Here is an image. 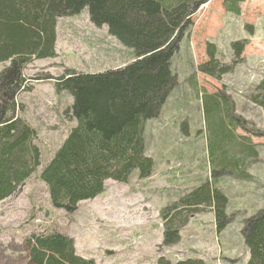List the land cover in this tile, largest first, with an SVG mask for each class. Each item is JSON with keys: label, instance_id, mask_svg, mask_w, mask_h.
Listing matches in <instances>:
<instances>
[{"label": "trees", "instance_id": "obj_1", "mask_svg": "<svg viewBox=\"0 0 264 264\" xmlns=\"http://www.w3.org/2000/svg\"><path fill=\"white\" fill-rule=\"evenodd\" d=\"M211 0H0V202L26 185L41 167V151L35 144L34 129L19 117L23 106L16 97L25 86L24 72L34 61L57 58L60 20L88 9L96 27H108L109 34L135 53V60L114 71L84 74L65 69L54 81L59 94L73 97L70 114L76 120L54 158L44 167L40 180L47 186L51 205L68 215L80 203L96 199L113 180L128 184L134 171L139 179L154 174V160L146 154L144 123L160 117L173 91L179 86L172 72L173 57L195 27L194 17ZM225 12L241 17L246 0H222ZM247 40L232 43L231 63L216 58L217 46L207 44V60L198 70L218 81L234 72L244 61ZM43 79V78H42ZM37 78L36 80H42ZM229 97L219 93L203 99L210 179L186 192L160 211L163 246L181 241V232L202 208H213L218 234L236 221L230 213L227 193L218 186L226 176L248 181L247 165L259 153L249 138L237 143L238 130L264 138V132L248 128L250 122L230 113ZM247 100L264 111V80ZM224 103L225 109L220 108ZM220 112V116H216ZM214 121V122H213ZM264 130V129H263ZM241 140V138H239ZM237 155L241 156L237 160ZM245 160V161H244ZM241 163V165H239ZM214 166V167H213ZM216 166V167H215ZM242 238L250 251L248 264H264V208L243 221ZM27 264H96L79 256L75 240L57 231L34 233L25 241ZM156 264H172L160 257ZM176 264H205L189 258Z\"/></svg>", "mask_w": 264, "mask_h": 264}, {"label": "rangeland", "instance_id": "obj_2", "mask_svg": "<svg viewBox=\"0 0 264 264\" xmlns=\"http://www.w3.org/2000/svg\"><path fill=\"white\" fill-rule=\"evenodd\" d=\"M222 4V0H211L194 17L190 38L183 40L172 59L171 70L178 76L179 86L160 117L144 123L146 154L154 160L153 176L141 180L139 172L134 171L128 184L108 180L105 192L80 203L73 215L52 207L48 188L40 180L42 170L77 124L66 114L71 110L73 97L69 92L58 94L55 80L36 79L47 76L57 79L65 69L84 74L114 71L132 63L135 53L112 37L107 26L92 24L88 9L60 20L57 58L30 64L24 72L29 89L18 96L23 106L19 117L36 133L35 144L41 151L42 165L17 195L0 203V264H27L26 239L34 233L52 231L72 237L77 254L93 259L96 264H156L161 256L172 264L192 256L207 260V264H230L223 262L229 258L218 248L221 241L217 240L211 248L209 236L207 245L196 249L195 254L184 251L183 244L171 249L164 247L163 222L159 217L164 207L210 179L212 174L207 147L210 132L205 125L203 104L206 96L226 94L230 113L249 121L248 128L253 130L255 122L256 130L252 132H264V111L247 100L264 80V0H246L241 5V17L227 14ZM241 40L250 42L244 61L222 81L198 70L207 60L208 43L217 46L219 61L231 63L232 43ZM6 65L0 64V72ZM220 108L225 109L224 103ZM217 112L216 116H220ZM238 131L237 143L243 142L245 136L259 149L255 161L259 165H247L253 176L249 182L233 180L234 185L229 188L230 177L218 181V186L230 197V213L237 214L236 221L221 238L230 241L225 249L234 258L233 264H248L250 251L241 228L244 219L264 208V138ZM191 164L192 171L182 173L185 165ZM113 226L133 229L134 233L126 238L120 231H112ZM206 231L210 234L209 229ZM210 248L213 255L207 252ZM12 252L15 256L9 257Z\"/></svg>", "mask_w": 264, "mask_h": 264}, {"label": "crops", "instance_id": "obj_3", "mask_svg": "<svg viewBox=\"0 0 264 264\" xmlns=\"http://www.w3.org/2000/svg\"><path fill=\"white\" fill-rule=\"evenodd\" d=\"M57 44H58V41H57ZM56 50H57V46H56ZM43 62V61H41ZM251 120V119H249ZM253 125L255 126V122L253 123ZM239 132V131H238ZM237 132V133H238ZM165 135V133H163ZM238 135V134H237ZM255 148H256V151L259 152V149L256 147V145L252 144ZM237 160H240L241 159V156L240 155H237ZM245 161V160H244ZM194 163H196V161H194ZM183 165V164H181ZM239 165H241V163H239ZM251 166H258L259 163H255L252 161V163H250ZM192 164L189 165V166H186L185 165V169L182 170V173H188L190 171H192L190 168H191ZM264 166V164H263ZM181 170V169H180ZM249 175L251 176V180H253V176L252 174H250V171H248ZM231 178V182L230 184L228 185V187L230 188L231 185H234L233 184V180L234 181H238V179L234 178L233 176H228ZM250 180V181H251ZM239 181H243V180H239ZM246 182H249V181H246ZM235 195H239L238 192H235L234 193ZM8 201V200H7ZM229 201H230V197H229ZM202 211L198 214H196L191 220L190 222L188 223V225L182 230L181 232V241L175 245V246H172V247H169V249L171 248H175V247H178L179 245L183 244V250L184 251H190L191 250V253L192 254H195V250L198 249L199 247L201 248H204V246L207 245L208 243V236L210 238V245L212 246L211 248L214 247V244L215 242H217V240H220L221 242L219 243V250L222 252L223 256H228L229 259H224L222 258L223 262H227V263H230V264H233V259L232 256L228 255V251H226L225 247L226 245L230 242L224 238H221L223 234H225V232L221 233V234H218L217 231H216V217H215V211L213 208H207V209H201ZM207 229H209V232L210 234L207 233ZM112 231H120L124 237H128L126 235H130L132 233H134V230L133 229H129V228H119V227H116V226H113V230ZM214 234V238L211 237V235ZM187 235V236H185ZM223 242V243H222ZM5 248H10L9 246L8 247H5ZM208 249V253L212 254L214 253V251H210L211 250ZM193 251V252H192ZM9 257H13L15 256V254L12 252V256L11 255H8ZM162 257V256H161ZM195 256H192V257H189V258H193ZM160 258V257H158ZM231 259V261H230ZM205 260V259H204ZM207 260H205V263L207 264Z\"/></svg>", "mask_w": 264, "mask_h": 264}]
</instances>
